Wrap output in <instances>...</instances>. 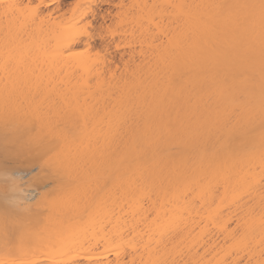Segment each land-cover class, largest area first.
<instances>
[{
  "label": "bare ground",
  "instance_id": "1",
  "mask_svg": "<svg viewBox=\"0 0 264 264\" xmlns=\"http://www.w3.org/2000/svg\"><path fill=\"white\" fill-rule=\"evenodd\" d=\"M33 1L0 0V183L26 151L43 193L0 189V264H264V0H116L152 48L119 57L104 0Z\"/></svg>",
  "mask_w": 264,
  "mask_h": 264
},
{
  "label": "rangeland",
  "instance_id": "2",
  "mask_svg": "<svg viewBox=\"0 0 264 264\" xmlns=\"http://www.w3.org/2000/svg\"><path fill=\"white\" fill-rule=\"evenodd\" d=\"M38 1H40V0H38ZM76 0H61V4H62V7H64V9H68L67 7H70L71 5H73V2H75ZM112 1H114L113 3L109 0V3H108V1H105L104 0V2H106V3H103L102 1V4H101V2L100 3H98V5H97V11H100L101 13H105V17L102 19V20H100L101 18H97L96 20H94L95 22H94V26H98L97 27V30H95L96 29V27H94V29H92L91 31L94 33V30H95V32H96V34H100L99 35V37L97 38V37H94V38H96L95 39V43H99V45L98 46H101L100 44H102V46H103V44L105 45L104 47H106V45H107V47H106V51L108 50V54L110 55V56H128V54L127 53H130L131 52V50H132V46L131 45H133V44H131V43H129L128 42V40H129V38H131V40H134V39H132V37L134 38V34H132V33H130L129 35L130 36H132V37H125V36H127V34H124L125 36V39H127V41H125V39H124V41L122 40L123 38H121V40H120V37L121 36H123L122 35V33H123V29L124 30H126L125 29V27L126 28H129L128 27V24H126V23H129V21L128 20H130V22L131 23H134V21L132 20V18H131V16L136 12V10L137 9H135V10H133V8H135V7H139V6H136V2H135V0L133 1V2H135L134 4H133V2L132 1H130L129 2V0H128V2L130 3V4H132L133 5V7H132V5L130 6V7H132V9L130 10V9H128V6H127V9L129 10V14H132L131 16H128V15H126V16H128V19H125V22L126 21H128V22H122L121 21V19H123V17L122 16H120V15H125V14H128V13H123V9H122V7L121 6H118L119 5V3L120 2H118V4H116L115 2H116V0H112ZM124 1L125 0H122V2H123V7H124V5H125V3H124ZM137 1V0H136ZM154 0H145L144 2L146 3L147 2V4H148V2H153ZM167 1V0H166ZM166 1H164V3L163 4H160V5H164V6H166L167 4H170V2H166ZM37 3L36 2V0L35 1H33V3ZM79 2V1H78ZM121 2V3H122ZM126 2H127V0H126ZM140 2H143V1H141L140 0ZM139 2V0H138V3H140ZM166 2V3H165ZM127 4V5H130V4ZM70 4V5H69ZM142 4V3H141ZM141 4H139L140 6H142ZM166 4V5H165ZM74 5H75V3H74ZM78 5V4H77ZM134 5H135V7H134ZM164 6H162V7H164ZM52 7L54 8L55 7V4H53V5H50L49 7H48V9L50 8L51 10H52ZM121 7V8H120ZM73 8H74V6H73ZM72 8V6H71V8H70V10H72L73 9ZM141 8V7H140ZM157 8H161V6H157ZM166 8H168V6H166ZM166 8H164V10L166 9ZM49 9V10H50ZM124 9L127 11V9H126V5H125V7H124ZM139 9V8H138ZM162 9V8H161ZM169 10V9H168ZM47 11V10H46ZM68 11V10H67ZM132 11H134L133 13H131ZM139 11H142L141 9H139ZM156 11H159V10H157L156 9ZM155 11V12H156ZM121 12L123 13V14H121ZM143 12V11H142ZM154 11H152V13H155ZM160 12V11H159ZM161 12H164L166 15H169V13L167 14V12H169V11H167L166 10V12L165 11H162L161 10ZM140 13V12H139ZM158 13V12H157ZM164 13H163V16H164ZM141 14V13H140ZM139 14V15H140ZM159 14V13H158ZM158 14H155L156 16L158 15ZM161 14V13H160ZM159 14V15H160ZM123 15V16H124ZM135 15V14H134ZM137 15V14H136ZM135 15V16H136ZM142 16H143V14H141ZM154 15V16H155ZM159 15H158V17H159ZM134 16V17H135ZM138 16V15H137ZM136 16V17H137ZM153 16V17H154ZM155 16V18H154V20H155V22H157V24L159 25V21L158 20H161V18H159V19H157V17ZM162 15H160V17H161ZM122 17V18H121ZM129 17L131 18V19H129ZM133 17V18H134ZM136 17L134 18V19H136ZM139 17H141V16H139ZM138 17V18H139ZM151 14H150V16H149V18L151 19ZM169 17V16H168ZM124 18H125V16H124ZM127 18V17H126ZM164 18L166 19V16H164L162 19V22L161 23H163V21H164ZM142 19H143V17H142ZM149 19V20H150ZM169 19L170 18H168V20L166 19V21H168L169 22ZM100 20V21H99ZM137 20V19H136ZM135 20V25H136V21ZM153 20V21H154ZM171 20V19H170ZM97 21H98V23H97ZM123 21H124V19H123ZM138 21H141V18H140V20L138 19ZM145 21V20H144ZM151 22H152V20H150ZM149 21V22H150ZM149 22H147V24L149 25L150 23ZM159 22V23H158ZM97 23V25H95ZM125 23V24H124ZM131 23H129V26H130V24ZM139 23H143L142 21L141 22H138V24ZM145 24H146V22H144ZM143 23V24H144ZM160 23V24H161ZM165 23V22H164ZM144 24V25H145ZM155 24V23H154ZM169 24H171L170 22H169ZM125 25V26H124ZM127 25V26H126ZM153 25V24H152ZM151 24H150V26H152ZM163 25V24H162ZM133 25H131V27H132ZM141 28H140V32L142 33V29H143V25L141 24ZM136 27V26H135ZM137 27H140V24H139V26H137ZM136 27V28H137ZM153 27V26H152ZM155 27H157V26H154L153 28H155ZM162 27H164L163 29H165V25L164 26H162ZM170 27H171V25H170ZM170 27L168 26V28L170 29ZM134 28V29H132L133 31L134 30H136L137 31V29H139V28ZM159 28V27H158ZM99 29V30H98ZM152 29V28H151ZM155 29H157V28H155ZM160 29H162L161 27H160ZM162 29V30H163ZM132 30H130V28L128 29V31H132ZM162 30H158V32H161ZM132 31V32H133ZM136 31H134L135 32V36L136 35H140L141 33H139L138 31H137V33H136ZM150 31H152V30H150ZM154 31H157V30H154ZM164 31V33H166L165 32V30H163ZM166 31H169L168 29H167V27H166ZM124 32H127V31H124ZM133 32V33H134ZM150 34L152 33V32H149ZM148 33V34H149ZM162 33V32H161ZM163 33V34H164ZM168 33V32H167ZM166 33V34H167ZM155 34H156V38L153 36L154 35V33H152L151 35L154 37H152L151 35H147L148 37L150 36L151 38H152V41H153V39L154 40H156L157 38H158V40L160 41H163L164 39H162V38H164L163 36H162V34H160V36L158 37V34H157V32H155ZM138 35V36H139ZM146 35V34H145ZM95 36H98V35H95ZM162 36V37H161ZM141 37H142V35H141ZM144 37H146V36H144ZM149 37V38H150ZM143 38V37H142ZM150 38V39H151ZM161 38V39H160ZM165 38H166V36H165ZM119 39V40H118ZM138 40L137 41H139L141 38H137ZM144 39V38H143ZM146 39H148L147 37H146ZM118 40V42H117V44L119 43H123L124 45H126V44H128L129 45V47H128V45H126L125 47H124V45H123V47H122V45H120L121 47L120 48H117V47H119V44H118V46L116 45V48H115V42ZM149 40V39H148ZM147 40V41H148ZM166 40V39H165ZM164 40V41H165ZM123 41V42H122ZM130 41V40H129ZM136 41V37H135V43H134V41H131L132 43H134V45L135 44H139V48L141 47L140 46V44L142 43L141 41H139V42H141V43H138ZM150 41V40H149ZM152 41H150V43L152 42ZM157 41V40H156ZM156 41H154V42H156ZM125 42V43H124ZM128 42V43H127ZM137 42V43H136ZM153 42V43H154ZM153 43H151V45H153ZM158 43V41L156 42V44ZM160 43V42H159ZM158 43V44H159ZM155 44V43H154ZM142 45V44H141ZM131 46V47H130ZM136 47H138V45L136 46L135 45V48ZM131 48V49H130ZM134 47H133V53H134V49H135ZM139 48H137V49H139ZM142 48H143V45H142ZM145 48V47H144ZM149 48V47H148ZM129 49H130V51H129ZM140 50V52L142 51V49H139ZM144 50V49H143ZM146 50V49H145ZM152 50V48L150 49V51ZM135 51H137L136 49H135ZM147 51H149V50H146V52L145 51H142V52H145L147 55L148 54H150L149 52H147ZM138 52V51H137ZM141 52V54L139 53L138 55L136 54V53H134L135 55L134 56H140V55H143L144 53H142ZM132 53V52H131ZM131 53H130V55L129 56H132L133 55V53H132V55H131ZM146 54H144V55H146ZM117 58V57H116ZM17 160V161H16ZM15 161L16 162H14L13 163V166L11 167V169L9 170V171H6L7 173H5L4 174V176H3V180H2V182L0 183V189H1V191L2 192H4L5 194H10L9 192H12L13 190H14V187L19 191V192H21V199L19 200L20 202V205L21 204H23L24 206H26V207H28V208H30L31 207V209H34V207L36 206H34V204H36L39 200H40V198L42 197V193H43V186L39 183V177L38 176H40V173H41V171H42V166L40 165V163L38 162V161H36L35 160V158H34V156L32 155V154H30L29 152H26V151H24L21 155H20V157L18 156V158H16L15 159ZM22 206V205H21ZM34 206V207H33ZM232 225V224H231ZM241 261H243V260H241Z\"/></svg>",
  "mask_w": 264,
  "mask_h": 264
}]
</instances>
